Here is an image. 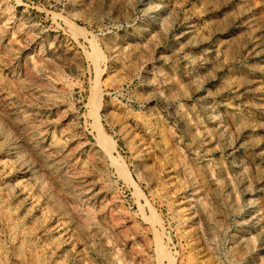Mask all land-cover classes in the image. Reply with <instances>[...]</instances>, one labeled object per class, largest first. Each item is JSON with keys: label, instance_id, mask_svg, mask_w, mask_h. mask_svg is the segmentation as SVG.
<instances>
[{"label": "rangeland", "instance_id": "1", "mask_svg": "<svg viewBox=\"0 0 264 264\" xmlns=\"http://www.w3.org/2000/svg\"><path fill=\"white\" fill-rule=\"evenodd\" d=\"M242 2L0 0V264H264Z\"/></svg>", "mask_w": 264, "mask_h": 264}, {"label": "bare ground", "instance_id": "2", "mask_svg": "<svg viewBox=\"0 0 264 264\" xmlns=\"http://www.w3.org/2000/svg\"><path fill=\"white\" fill-rule=\"evenodd\" d=\"M242 6L244 7L245 11L246 12V20L241 22L240 23V29L242 30L243 34H242V37L243 39L244 38H249L247 40V44L245 46H247L249 49H248V52L250 53V56L251 57H258V56H261L262 57V53L264 51V43H263V40H262V37H261V31L259 30V27H257L256 23H255V20L251 17V15L249 14V12L247 13V8L245 7V3L242 2ZM247 9V10H246ZM242 11V10H241ZM243 12V11H242ZM242 16V15H241ZM240 17V16H239ZM244 17V16H242ZM242 19V18H241ZM243 20V19H242ZM241 21V20H240ZM261 29V28H260ZM246 33L250 34V35H246ZM244 39V42L245 40ZM261 59H264V57H262ZM259 66V65H258ZM260 72V70H259ZM261 72L262 74L264 75V66H262L261 68ZM260 89L262 90V93L264 95V83H262V85H260ZM263 98V97H262ZM264 114V113H263ZM148 119V118H147ZM146 125H148L149 127L152 128V131L153 133L156 135V137L158 136V129L156 131L154 125H153V121L150 122V120H146ZM144 123V122H143ZM155 124V123H154ZM142 125V124H141ZM147 128V127H146ZM146 128L144 127L145 131H146ZM150 128V129H151ZM157 128V127H156ZM148 131V130H147ZM151 132V131H150ZM149 133V132H148ZM152 133V132H151ZM147 134V133H145ZM146 137V136H145ZM148 138H151L150 136ZM153 139V138H152ZM159 139V137H158ZM157 140V139H156ZM149 141V140H148ZM160 142V141H159ZM157 143H158V140H157ZM161 144V159H162V166L161 168H163V170L165 171V174L167 177H169V175H172L173 174V171H174V165L172 164L171 162V159H170V155H169V152H168V148L162 144ZM159 144V145H160ZM108 150V149H107ZM110 150V149H109ZM109 153V151H107ZM159 162V161H158ZM50 168V167H49ZM155 169V168H154ZM169 181H170V185H172V180H171V176L169 178ZM169 185V186H170ZM175 185V184H174ZM168 186V187H169ZM173 189V188H172ZM174 192L175 194H177L178 196V202H177V209H176V213H178L180 219L182 222H186L188 220V211H189V208H187V201L186 200V196L184 197L180 192H178V189L174 188ZM189 205V204H188ZM175 210V209H174ZM264 218V217H263ZM187 225V224H186ZM190 229V228H189ZM182 231V230H181ZM264 244V243H263ZM241 264V263H240Z\"/></svg>", "mask_w": 264, "mask_h": 264}]
</instances>
